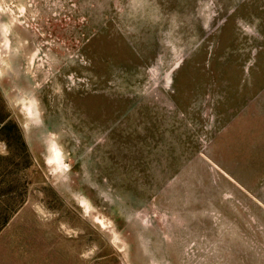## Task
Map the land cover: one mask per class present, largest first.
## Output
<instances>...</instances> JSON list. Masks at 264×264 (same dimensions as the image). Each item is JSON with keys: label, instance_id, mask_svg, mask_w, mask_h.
Returning a JSON list of instances; mask_svg holds the SVG:
<instances>
[{"label": "rangeland", "instance_id": "374dc122", "mask_svg": "<svg viewBox=\"0 0 264 264\" xmlns=\"http://www.w3.org/2000/svg\"><path fill=\"white\" fill-rule=\"evenodd\" d=\"M0 264H264V0H0Z\"/></svg>", "mask_w": 264, "mask_h": 264}]
</instances>
